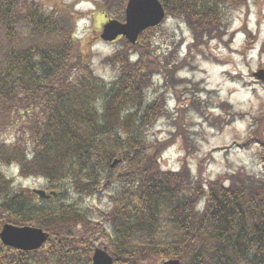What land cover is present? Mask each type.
Masks as SVG:
<instances>
[{
  "label": "trees",
  "instance_id": "16d2710c",
  "mask_svg": "<svg viewBox=\"0 0 264 264\" xmlns=\"http://www.w3.org/2000/svg\"><path fill=\"white\" fill-rule=\"evenodd\" d=\"M106 1L121 9L126 0ZM159 1L168 17L182 18L197 47L227 27V0ZM59 5L45 13L34 0H0V226L49 234L36 252L0 244V264H90L102 226L82 204L105 195L110 207L100 217L115 264H264V141L259 174L236 173L226 186L218 178L204 191L191 175L160 171L147 140L157 116L144 93L151 51L124 42L126 56L105 61L118 65L115 78L97 77ZM119 153L125 161L110 169ZM10 167L57 197H27L4 172ZM77 225L87 237L77 238Z\"/></svg>",
  "mask_w": 264,
  "mask_h": 264
},
{
  "label": "rangeland",
  "instance_id": "374dc122",
  "mask_svg": "<svg viewBox=\"0 0 264 264\" xmlns=\"http://www.w3.org/2000/svg\"><path fill=\"white\" fill-rule=\"evenodd\" d=\"M37 1L45 13L52 12V1L63 4L59 6L70 17L73 36L90 68L99 77L114 79L118 65L114 70L105 61L114 54L122 60L125 44L118 40L102 43L97 38L104 16L118 13L120 17L121 9L115 12L104 7L107 13L102 15L96 8L102 7L96 4L99 0H81L77 5L72 0ZM225 7L226 28L230 29L224 44L211 42L201 48L190 43L191 32L180 17L166 18L142 43L144 51H151L144 93L157 105L156 120L147 134L148 152L160 170L180 168L203 183L234 172L258 175L262 168L263 149L256 141H264V85L252 75L264 69V0H227ZM250 136L257 139L242 145ZM4 172L16 175L13 167ZM14 179L22 188L43 189L41 180ZM83 207L100 212L105 204L84 200ZM98 222L102 229L91 238L94 248L106 242L107 225ZM81 231L77 232L79 240L87 237Z\"/></svg>",
  "mask_w": 264,
  "mask_h": 264
},
{
  "label": "water",
  "instance_id": "95a60500",
  "mask_svg": "<svg viewBox=\"0 0 264 264\" xmlns=\"http://www.w3.org/2000/svg\"><path fill=\"white\" fill-rule=\"evenodd\" d=\"M163 17V9L157 0H129L125 10V23L108 22L103 26L100 37L103 41L110 42L121 35L133 44L140 32L156 26ZM256 77L264 80L262 73H258ZM34 193L40 198H47L43 191H35ZM46 238L47 235L41 230L29 227L16 228L5 225L0 233V239L5 245L22 251L38 249ZM92 261L93 264H111L112 262L111 258L100 250H95ZM165 264H179V262L169 261Z\"/></svg>",
  "mask_w": 264,
  "mask_h": 264
},
{
  "label": "bare ground",
  "instance_id": "6f19581e",
  "mask_svg": "<svg viewBox=\"0 0 264 264\" xmlns=\"http://www.w3.org/2000/svg\"><path fill=\"white\" fill-rule=\"evenodd\" d=\"M238 91V90H237Z\"/></svg>",
  "mask_w": 264,
  "mask_h": 264
}]
</instances>
